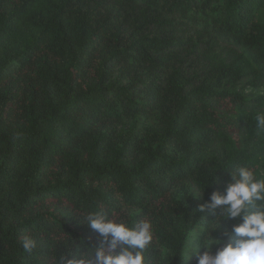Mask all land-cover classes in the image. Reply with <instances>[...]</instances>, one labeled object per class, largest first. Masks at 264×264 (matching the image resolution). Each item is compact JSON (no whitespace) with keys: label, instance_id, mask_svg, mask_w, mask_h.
Masks as SVG:
<instances>
[{"label":"trees","instance_id":"trees-1","mask_svg":"<svg viewBox=\"0 0 264 264\" xmlns=\"http://www.w3.org/2000/svg\"><path fill=\"white\" fill-rule=\"evenodd\" d=\"M258 112L264 0H0V264L91 252L92 211L150 221L146 264H197L242 222L212 195L264 173Z\"/></svg>","mask_w":264,"mask_h":264},{"label":"clouds","instance_id":"clouds-1","mask_svg":"<svg viewBox=\"0 0 264 264\" xmlns=\"http://www.w3.org/2000/svg\"><path fill=\"white\" fill-rule=\"evenodd\" d=\"M254 120L259 131L264 133V112H258ZM232 178L234 182L225 195H212L211 206H223L224 219L242 220L233 226L236 238L226 244L207 239L202 245V254L201 245L194 247L189 243L183 255L196 254L197 264H264V173L258 177L251 168L240 167L238 175L234 173ZM84 219L103 238L100 246L71 260L60 255L56 264H146L144 253L153 238L150 221L140 220L129 227L123 220L110 219L103 211L88 212ZM221 244L224 246L212 254L213 246ZM35 247L36 240L25 235L22 239L24 252L31 253Z\"/></svg>","mask_w":264,"mask_h":264},{"label":"rangeland","instance_id":"rangeland-1","mask_svg":"<svg viewBox=\"0 0 264 264\" xmlns=\"http://www.w3.org/2000/svg\"><path fill=\"white\" fill-rule=\"evenodd\" d=\"M243 91H244L245 95H249V94H251V95H262V93H263L262 91H260V92L254 91L253 88L250 86L243 87Z\"/></svg>","mask_w":264,"mask_h":264}]
</instances>
